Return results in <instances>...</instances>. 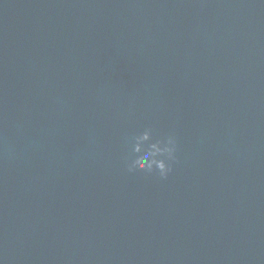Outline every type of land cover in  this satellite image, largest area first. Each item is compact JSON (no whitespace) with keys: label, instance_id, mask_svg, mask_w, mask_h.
Instances as JSON below:
<instances>
[{"label":"water","instance_id":"1","mask_svg":"<svg viewBox=\"0 0 264 264\" xmlns=\"http://www.w3.org/2000/svg\"><path fill=\"white\" fill-rule=\"evenodd\" d=\"M0 261L264 264V2L0 0Z\"/></svg>","mask_w":264,"mask_h":264},{"label":"clouds","instance_id":"2","mask_svg":"<svg viewBox=\"0 0 264 264\" xmlns=\"http://www.w3.org/2000/svg\"><path fill=\"white\" fill-rule=\"evenodd\" d=\"M123 144L122 164L132 176L155 175L166 180L178 162L179 141L174 130L157 132L152 125H146L127 134Z\"/></svg>","mask_w":264,"mask_h":264}]
</instances>
